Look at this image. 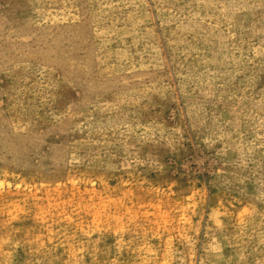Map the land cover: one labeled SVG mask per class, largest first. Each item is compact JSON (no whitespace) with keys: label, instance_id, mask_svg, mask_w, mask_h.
I'll use <instances>...</instances> for the list:
<instances>
[{"label":"rangeland","instance_id":"1","mask_svg":"<svg viewBox=\"0 0 264 264\" xmlns=\"http://www.w3.org/2000/svg\"><path fill=\"white\" fill-rule=\"evenodd\" d=\"M0 264H264V0H0Z\"/></svg>","mask_w":264,"mask_h":264}]
</instances>
